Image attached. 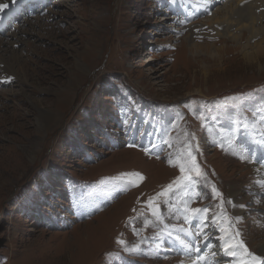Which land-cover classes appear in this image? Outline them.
<instances>
[{"label":"rangeland","instance_id":"rangeland-1","mask_svg":"<svg viewBox=\"0 0 264 264\" xmlns=\"http://www.w3.org/2000/svg\"><path fill=\"white\" fill-rule=\"evenodd\" d=\"M46 1L0 37V264H264V0Z\"/></svg>","mask_w":264,"mask_h":264},{"label":"bare ground","instance_id":"bare-ground-1","mask_svg":"<svg viewBox=\"0 0 264 264\" xmlns=\"http://www.w3.org/2000/svg\"><path fill=\"white\" fill-rule=\"evenodd\" d=\"M0 3H2V0H0ZM262 18L264 19V15H261V16H259L258 17V19L259 20H262ZM256 21V17H255V19H254V22ZM224 21H219L218 23H223ZM253 25V24H252ZM251 25V26H252ZM250 26V27H251ZM243 28H247V26L246 25H244V27ZM253 32L254 31H252L251 30V34H253ZM252 36V35H251ZM235 45V44H234ZM254 48H256V49H258V51L256 52V50H255V52H256V55L257 54H259L260 52H264V39L263 40H261V41H259L258 43H257V46H255ZM249 54V53H248ZM245 59L246 60H250V57L248 56V55H246L245 54ZM0 67L2 68V70L4 71V73H7V72H9L10 74H12L13 73V71H12V69L10 68V67H8L2 60H0ZM80 71V68H78L77 69V71H76V73H78ZM74 75H76L75 73H74ZM80 76V75H79ZM14 79V78H13ZM15 80V79H14ZM16 81V80H15ZM18 82V81H17ZM72 85H73V87H74V89H77V86H78V79H75V80H73L72 81ZM73 89V88H72ZM72 89H70V88H66V89H64V90H61L58 94H57V100H56V104H55V108H56V110H57V112L56 111H52V110H50V111H46L45 113L44 112H41V111H39L40 112V114H39V117H38V124L37 125H39V127H40V129H41V131L38 133V135H39V138H40V136L42 137V135H44V133L46 132V131H48V129H50L51 127H54L53 125L55 124V123H57V121H58V119H59V115H60V113L62 112V111H64L67 107H68V105H70V103H71V99H72V97L70 98V96H71V92H70V90H72ZM26 96V95H25ZM30 100V99H29ZM33 101V100H32ZM35 103H37V105H42V102L41 101H36ZM34 103V104H35ZM1 119H3V118H0V121H1ZM61 121V120H60ZM37 128V127H36ZM6 129V128H5ZM2 130V129H1ZM1 135H3V133L0 131V137H1ZM37 152H39V151H37ZM33 158V160H32V162L34 161V159H37L36 158V156H34V157H32ZM4 186V185H3ZM79 228H81V227H79ZM81 231V230H80ZM95 239H96V237H94ZM111 238V237H110ZM87 241V240H86ZM96 241L94 240H91V238H90V241H89V244L88 243H86V244H88V246L86 245V248L84 247L83 248V252L81 253V255H80V259L82 260V261H87L90 257H92L93 256V251L95 250V249H97L96 248V243H95ZM93 252V253H92ZM98 253V252H97ZM94 259V258H93Z\"/></svg>","mask_w":264,"mask_h":264},{"label":"snow or ice","instance_id":"snow-or-ice-1","mask_svg":"<svg viewBox=\"0 0 264 264\" xmlns=\"http://www.w3.org/2000/svg\"><path fill=\"white\" fill-rule=\"evenodd\" d=\"M12 2V0H9V3ZM9 3H0V12L4 11L5 9H7L9 7ZM243 158V157H242ZM171 163V161H170ZM180 171L182 173V175L180 177L177 178V180L173 181L172 184H169L168 186H166V188L160 192V193H157V196H164V195H167L168 192H170L173 188V186H179L181 184V182L185 181L188 179L187 176H184L183 173L185 172V168L183 165L180 166ZM197 174H201L199 172V169H197ZM124 177H127L131 180V182L135 183V180L136 179H143V177L140 176L139 173H126V174H123ZM135 178V179H134ZM213 192L215 193V195L219 196V192H216L215 189H213ZM155 199V197H152L150 198V200H153ZM188 211L190 213H196V212H199L201 210L199 209H188ZM206 211V210H205ZM222 231H224L222 229ZM236 235L238 236L239 233H236ZM117 243L118 244H121L123 245L124 244V241L122 240H117ZM237 246L242 249V258L241 260L238 262V264H262L261 262V258L252 254L251 252L248 251V249L244 246L243 242L241 241H237ZM227 247V246H226ZM197 252H199L200 250L199 249H196ZM229 254L230 255H235L234 252H231L229 251ZM205 257L204 256H197L195 260L192 261V264H197V261L199 260H204Z\"/></svg>","mask_w":264,"mask_h":264}]
</instances>
